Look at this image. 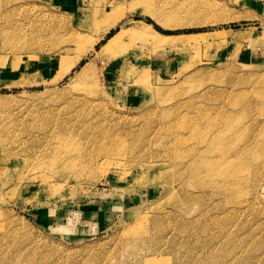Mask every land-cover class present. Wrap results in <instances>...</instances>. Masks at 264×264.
<instances>
[{
  "label": "rangeland",
  "instance_id": "rangeland-1",
  "mask_svg": "<svg viewBox=\"0 0 264 264\" xmlns=\"http://www.w3.org/2000/svg\"><path fill=\"white\" fill-rule=\"evenodd\" d=\"M109 6L0 0V66L70 64L0 87V264H264V0ZM138 6L181 36L102 52Z\"/></svg>",
  "mask_w": 264,
  "mask_h": 264
},
{
  "label": "crops",
  "instance_id": "crops-1",
  "mask_svg": "<svg viewBox=\"0 0 264 264\" xmlns=\"http://www.w3.org/2000/svg\"><path fill=\"white\" fill-rule=\"evenodd\" d=\"M39 3L45 4L48 7L62 13L63 15L74 16L77 21L79 28L83 31H89L88 28V18L92 16L100 15L101 12H95L94 9L96 7H100L99 9H105V12L110 10L109 3L111 2H120L123 0H106V2H102L100 4H96L97 0H33ZM129 2L130 0H125ZM151 13L143 11V7L138 6V8L133 9L132 11H127L123 16L119 17L114 25H112L105 32H110L112 29L114 32L120 30V27L126 23L139 20L143 23H149L156 31L155 25L160 27L163 30H172L174 27H165L157 22L153 17H151ZM112 30V31H113ZM113 32V33H114ZM159 32V31H158ZM104 33V34H105ZM102 35V37L104 36ZM100 37V38H102ZM107 39V38H106ZM165 51V49L163 50ZM157 56H153L151 63H158L161 65L165 63V57H161V50L158 51ZM163 53V52H162ZM40 58L36 59H28L25 57L22 64H17L15 67L10 65L0 66V87H16L18 84H30L37 85L39 82H43L44 80L52 79L55 75V54H44ZM59 62V60H58ZM32 65V68H26V64ZM19 67V68H18ZM141 90V87L138 86ZM137 92H135L136 94ZM141 92H139L140 94ZM138 94V93H137Z\"/></svg>",
  "mask_w": 264,
  "mask_h": 264
},
{
  "label": "bare ground",
  "instance_id": "bare-ground-1",
  "mask_svg": "<svg viewBox=\"0 0 264 264\" xmlns=\"http://www.w3.org/2000/svg\"><path fill=\"white\" fill-rule=\"evenodd\" d=\"M110 16V15H109ZM119 17L118 16H113L110 20L105 24V31L108 30L112 25H114ZM132 24L139 25L140 24V29H135ZM137 28V27H136ZM147 31H152V34L147 33ZM125 32H133L137 33L139 37H143L146 39L148 42H150L153 46L156 47H161L165 46L167 44H170L169 40L174 38V37H179L181 34L176 33V34H164L161 32H158L154 30V28L149 24V23H143L139 20L132 21L131 25L128 27L121 28L120 30L114 32L103 44L101 51L106 53L110 50H112L116 45L119 43L120 38L125 34ZM264 35V29H262V32L260 36L262 37ZM65 63V62H64ZM62 63V65L64 64ZM66 66V67H65ZM70 64L68 65H63L64 70H60L53 78V81L59 80L62 75L64 74L65 71L68 70ZM145 264H165V261L162 260V258H157L156 256H148L144 259Z\"/></svg>",
  "mask_w": 264,
  "mask_h": 264
},
{
  "label": "trees",
  "instance_id": "trees-1",
  "mask_svg": "<svg viewBox=\"0 0 264 264\" xmlns=\"http://www.w3.org/2000/svg\"><path fill=\"white\" fill-rule=\"evenodd\" d=\"M155 28L159 31V32H161V33H164V34H176V33H174V32H178V31H170V30H163V29H161L160 27H158L157 25H155ZM111 34H112V32L111 33H109L108 34V36L110 35L111 36ZM109 36V37H110ZM108 37V38H109Z\"/></svg>",
  "mask_w": 264,
  "mask_h": 264
}]
</instances>
